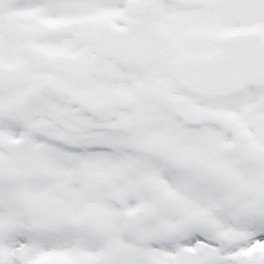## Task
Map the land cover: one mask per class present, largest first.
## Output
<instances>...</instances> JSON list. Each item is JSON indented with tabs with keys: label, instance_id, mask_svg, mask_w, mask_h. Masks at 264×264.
Returning a JSON list of instances; mask_svg holds the SVG:
<instances>
[{
	"label": "snow or ice",
	"instance_id": "1",
	"mask_svg": "<svg viewBox=\"0 0 264 264\" xmlns=\"http://www.w3.org/2000/svg\"><path fill=\"white\" fill-rule=\"evenodd\" d=\"M0 264H264V0H0Z\"/></svg>",
	"mask_w": 264,
	"mask_h": 264
}]
</instances>
